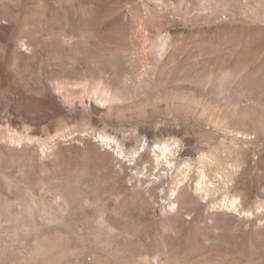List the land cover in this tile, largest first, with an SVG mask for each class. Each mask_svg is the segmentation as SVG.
Returning a JSON list of instances; mask_svg holds the SVG:
<instances>
[{"label": "rangeland", "instance_id": "374dc122", "mask_svg": "<svg viewBox=\"0 0 264 264\" xmlns=\"http://www.w3.org/2000/svg\"><path fill=\"white\" fill-rule=\"evenodd\" d=\"M0 264H264V0H0Z\"/></svg>", "mask_w": 264, "mask_h": 264}, {"label": "bare ground", "instance_id": "6f19581e", "mask_svg": "<svg viewBox=\"0 0 264 264\" xmlns=\"http://www.w3.org/2000/svg\"><path fill=\"white\" fill-rule=\"evenodd\" d=\"M172 143V142H171ZM170 142H161V143H158L156 145V148L155 150H157V157H156V166H160L161 164L163 165H166L167 167H169V169H171V166L174 165V161L172 159V157L174 156V151H173V148L176 146V145H172ZM176 143V142H175ZM178 144V143H177ZM142 147V146H141ZM117 153H119L120 155L122 156H126L128 157V160H133V163H135L136 159L139 157V156H143L142 155V151L144 150V147L142 149H137V150H133L130 154L126 155L125 153H123V151L121 150V147H117ZM127 159V158H126ZM139 159V158H138ZM185 167H187V171L183 170V172L185 171V173H183V175L186 177L187 174H188V166L187 164L184 165ZM159 170V169H158ZM168 170V169H167ZM167 172V171H166ZM164 173V172H162ZM161 173V174H162ZM161 174L158 173L157 176L153 177L155 179H158L159 177H161ZM168 174V172H167ZM163 176V175H162ZM183 176V177H184ZM203 176V175H202ZM165 177V176H164ZM220 177V176H219ZM202 178V177H201ZM205 178V177H204ZM182 181V180H181ZM202 184V183H200ZM180 185V184H179ZM182 185V184H181ZM208 185V184H207ZM205 187V186H204ZM203 188V185H199L198 184V187H196V191L199 189L201 190ZM163 189V188H162ZM165 190V189H164ZM163 191V190H161ZM195 191V192H196ZM202 191L205 193V196L208 195V191H207V188H203ZM176 194V193H174ZM202 196V195H201ZM222 202H221V206L225 207V208H232V209H236L237 206H240L238 205L239 204V198H237L236 196L235 197H232V198H228V197H224L222 198ZM174 203H171L170 205H173ZM175 207V206H174ZM237 210V209H236Z\"/></svg>", "mask_w": 264, "mask_h": 264}]
</instances>
